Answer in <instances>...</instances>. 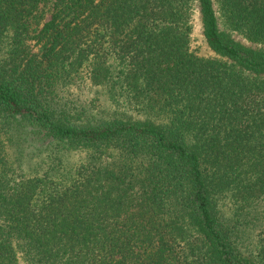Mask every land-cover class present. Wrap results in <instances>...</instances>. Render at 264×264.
<instances>
[{
  "label": "trees",
  "instance_id": "trees-1",
  "mask_svg": "<svg viewBox=\"0 0 264 264\" xmlns=\"http://www.w3.org/2000/svg\"><path fill=\"white\" fill-rule=\"evenodd\" d=\"M0 264H264V0H0Z\"/></svg>",
  "mask_w": 264,
  "mask_h": 264
},
{
  "label": "rangeland",
  "instance_id": "rangeland-1",
  "mask_svg": "<svg viewBox=\"0 0 264 264\" xmlns=\"http://www.w3.org/2000/svg\"><path fill=\"white\" fill-rule=\"evenodd\" d=\"M192 24H193V30L190 40V48L194 50L196 53L201 55H209L211 51L207 47L203 34H202V26L200 21V14L197 10V7L195 8L193 17H192ZM237 39L240 41L248 44V45H255L244 38L235 35ZM73 93L84 100H93L94 105L96 106L95 109H99L101 112H109L113 110L115 107L107 98L106 94L104 93L103 89L100 87H88L83 86L81 88V91H78L77 89H72Z\"/></svg>",
  "mask_w": 264,
  "mask_h": 264
}]
</instances>
